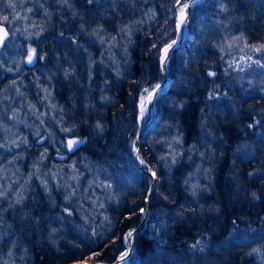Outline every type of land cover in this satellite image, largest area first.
Instances as JSON below:
<instances>
[{"label": "trees", "instance_id": "16d2710c", "mask_svg": "<svg viewBox=\"0 0 264 264\" xmlns=\"http://www.w3.org/2000/svg\"><path fill=\"white\" fill-rule=\"evenodd\" d=\"M52 1L63 11L43 18L50 0L42 9L28 1L33 27L20 33L53 64L36 104L44 117L23 131L37 137L14 147L0 136V165L23 166L13 195L0 194V264H111L133 230L139 264H264V72L252 88L239 81L264 68V0L194 5V38L169 54L171 84L140 134V98L163 81L161 54L189 0ZM11 10L0 0V23ZM101 15L112 35L140 19L113 61L112 36L85 27ZM224 25L251 28L249 44L226 49ZM73 138L86 140L70 151Z\"/></svg>", "mask_w": 264, "mask_h": 264}, {"label": "rangeland", "instance_id": "374dc122", "mask_svg": "<svg viewBox=\"0 0 264 264\" xmlns=\"http://www.w3.org/2000/svg\"><path fill=\"white\" fill-rule=\"evenodd\" d=\"M28 1H31V0H7L9 7L13 8V10H11V11H12V14L15 18L12 17L11 15L8 16L9 18L8 17L4 18L5 20L1 21V23H0L3 26V27H0V31H2L0 33L6 35V33L8 34V33L12 32V35H13L12 41H14V42L16 41L17 37L20 36V33L23 34V32H29L30 30H32L33 26L31 25V22L29 21L30 19H32V16H30V10H29L31 7L30 8L26 7V3ZM33 1H34L35 7H38L39 9H42L44 7L43 8L44 11L41 13L42 18L46 17V16L52 17L53 9L54 10L58 9L59 11H63L62 10L63 6L59 2L55 3L54 1L50 0V6H52V11L50 12V10L46 4L43 6L44 0H33ZM201 2L203 3V2H207V1L206 0H199V2H197L196 5H198ZM187 3H188V1L185 4H187ZM185 4H183V6ZM209 5L210 4H208L207 7ZM183 6H181V8L178 11L179 13H178L177 18H176V23L178 22V20L180 18V14L183 13L181 10L182 9L185 10L187 8V7L184 8ZM204 7H205V5L203 6V8ZM24 10H26V12H23ZM194 13L195 12H193L192 15L190 14V17H188V19L186 20L187 23L185 25V35L183 36V39L181 40V42H183L189 38H191V39L194 38V34H192L189 30L190 25H195V24H193V22H191V21H193L192 16L194 15ZM69 15L73 16V18H74L75 13H74L73 9L69 13ZM100 17L102 20L97 22V24L95 26L86 24L85 27L87 28V30H91L93 32V34L96 35L97 28L100 27L99 28L100 33H103V35L107 36V38H109V36H112L113 39L110 38L108 41V44H107V47H108L107 53H108L110 60H112V59L114 60V58H112V56H115L116 51L126 55L128 53V49L130 47L129 45L132 41V37H133V33H134L133 28H135L138 24H140V19H133V21H130V23H126V24H125V22L123 23V21H120L121 23L118 24L120 32L118 31V35L115 33L112 35V33L110 31V27H109L110 25H107V24H110V22L106 21V18L104 15H101ZM16 18L19 19L20 26L17 22H15ZM105 22H107V23H105ZM195 27H197V26H195ZM198 29L201 31V27H198ZM36 30H34V31H36ZM177 30H178V23H177ZM220 31H222V35H221L220 40H219L220 35L218 36V41L223 42V45L226 49H228V48H231V49L243 48L245 44H249L247 39H249V37L252 36V34H253V30L251 28H249V29L244 28L243 30H239L237 32L233 28H231V26H228V25H224V26L220 27ZM38 33H39V30L35 33V35H37ZM115 35H117V36H115ZM97 37H99V36H97ZM119 39H122V40L119 41ZM9 42L10 41H7L8 44L7 43L4 44V47L5 46L9 47L10 46ZM19 42L20 43H18V46H22L23 42L21 40ZM164 48H163V50H164ZM1 52H3V54H4L1 56L3 58L2 61L4 63H6V66H11L12 65L11 60H12L13 54H11L9 52L6 53L5 50H1ZM162 55H163V53H162ZM241 58H243V55H239V56H236L234 58L235 63H238V64H235L237 66L236 68H238V69H240L244 66V63H243L244 59H241ZM168 59H169V57L166 60V76L167 77L170 74V69L167 66ZM22 65H23V63H22ZM62 65L63 64H61L59 67H62ZM88 70H89V67H88ZM263 72H264V68H258V69L251 68L249 70H246V72L241 73L239 81L241 83L243 80H245L247 82L246 84H249V85L253 84L255 86L256 82H262L263 81ZM88 77H90L89 73H88ZM170 84H171V79H170V77H168L167 86H170ZM19 87L20 86L17 87L18 93H20ZM252 87L253 86L251 85V88ZM153 91L154 90H152V89H148L147 92L145 91L140 98L139 119L143 123L145 122V119L149 116V114L152 112L151 106H150V102H151L150 99H151ZM47 97L49 98L50 95L47 94ZM39 99H40V101H42V99H44V97H40ZM18 104H17L16 100H14L13 102H11L8 105L9 110H11V112L13 114H15V117H14V119H12V118L6 119L5 128H7L8 132L6 134H4V137L2 138L3 141H5L7 144L13 145L14 147L20 145V143H18L17 139H25V133L26 132L24 133L22 130L26 131V129H30V125L33 123V119L34 120L35 119H42L44 117L43 111L40 110V108L34 104V101L32 100L30 95L20 94L18 96ZM48 104H50V109L52 111H54L55 107L51 103V101H48ZM30 111H33V115H34L33 118H32V115L30 114ZM26 134L29 136V134L34 135L35 133L34 132H27ZM34 136L37 137L36 135H34ZM38 137H40V136H38ZM22 175H23V166L20 163L16 162V163L8 164V165H0V194L1 195L3 194L5 196L13 195L12 186L15 182H17L16 181L17 178L21 177ZM123 264H139V263H138L137 259L130 258V255H129V257H127L123 261Z\"/></svg>", "mask_w": 264, "mask_h": 264}, {"label": "flooded vegetation", "instance_id": "af4514ba", "mask_svg": "<svg viewBox=\"0 0 264 264\" xmlns=\"http://www.w3.org/2000/svg\"><path fill=\"white\" fill-rule=\"evenodd\" d=\"M0 27L3 26L0 24ZM6 35L0 33V57L4 55L1 50H5L6 53L9 52L13 56L11 66H6V63L2 61L3 58H0V136L2 138L8 132L5 128L6 119H14L15 117L8 105L14 100L18 104L20 94L30 95L35 105L40 103L38 96H42V92L51 86L47 82L50 75L48 67L53 64V59L44 58V55L40 54L41 48L35 45L31 38L19 36L14 42L11 33H6ZM6 40L10 41L9 47H4V44L7 43ZM20 40L23 42L22 46H18ZM18 86H20V93L17 91ZM38 107L43 111V105ZM31 125L36 126L37 122L33 119Z\"/></svg>", "mask_w": 264, "mask_h": 264}, {"label": "water", "instance_id": "95a60500", "mask_svg": "<svg viewBox=\"0 0 264 264\" xmlns=\"http://www.w3.org/2000/svg\"><path fill=\"white\" fill-rule=\"evenodd\" d=\"M194 4L195 3H193V0H190L189 2H188V5H189V7H187L186 8V11H187V13H186V17H185V19H184V22L186 21V19H187V17L189 16V14L191 13V9L193 8V6H194ZM186 23V22H185ZM177 33H178V35H177V38L174 40V42L171 44V45H169L168 46V49H167V54L165 55V54H163V58H162V60H161V67H162V76L164 77V80H163V82H161L160 84H158V86L159 87H155L154 88V91H153V93H152V96H151V102H150V106H151V110H152V112L149 114V116L145 119V122L143 123V126H142V128L139 130V132L145 127V125L149 122L148 120H149V118L153 115V113L155 112V101H156V95H157V93L159 92V91H161V90H163L164 88V86H165V84L166 83H168V80H167V77H166V59H167V57L169 56L168 54L171 52V50L172 49H174V47L175 46H177L178 45V43L182 40V38H183V33H182V31H179V29H178V31H177ZM138 132V133H139ZM84 140H86V139H80V140H77L76 138H73V139H70V141H76V142H78V143H74V144H69L68 146H69V149H70V151H73L76 147H78L79 145H81L82 143H84ZM137 151H138V148H137ZM67 156V154H65V153H56V155H55V157L56 158H58L59 160L60 159H63V158H65ZM137 165H139V167H140V169H142L143 171H146V169H145V167L142 165V163H141V160L139 159V158H137ZM147 173H149L150 175H152L149 171H146ZM152 177H153V180H154V175H152ZM151 191V190H150ZM145 220V219H144ZM144 220H143V222H144ZM134 232L135 231H132L131 233H132V235L131 236H129L128 235V247H127V249L126 250H124L123 251V253L122 254H120L119 256H118V258L116 259V261L115 262H113V263H111V264H118L119 262H121L122 261V259H121V257L122 256H124L125 257V259L127 258V257H129V255H130V253H131V250L133 249V246H134V241H133V236H134ZM75 264H95V263H91V262H84V261H78V262H76Z\"/></svg>", "mask_w": 264, "mask_h": 264}, {"label": "bare ground", "instance_id": "6f19581e", "mask_svg": "<svg viewBox=\"0 0 264 264\" xmlns=\"http://www.w3.org/2000/svg\"><path fill=\"white\" fill-rule=\"evenodd\" d=\"M186 13H187V11H186V9L185 10H183V13H181L180 14V18H179V20H178V29H179V31H182V33H183V36L185 35V25H186V23L184 22V19H185V17H186ZM183 19V23H181V20ZM165 49H168V46H166L165 48H164V50H163V54H165ZM158 94V93H157ZM157 96V95H156ZM156 99V98H155ZM157 100V99H156ZM156 109V108H155ZM156 111V110H155ZM154 114H155V112H154ZM123 261L124 260H122L121 262H119L118 264H123Z\"/></svg>", "mask_w": 264, "mask_h": 264}, {"label": "snow or ice", "instance_id": "6c2138e0", "mask_svg": "<svg viewBox=\"0 0 264 264\" xmlns=\"http://www.w3.org/2000/svg\"><path fill=\"white\" fill-rule=\"evenodd\" d=\"M197 2H199V0H193V3H197ZM183 7L186 8V7H189V5L188 4H185ZM181 11L183 12V9ZM181 23H183V19L181 20ZM166 54H167V49H165V55ZM157 87H159V86L157 85ZM145 91L147 92V89H145ZM74 143H78V142H76V141H69V144H74ZM128 235L131 236L132 233H129ZM121 259L124 260L125 257L122 256Z\"/></svg>", "mask_w": 264, "mask_h": 264}]
</instances>
